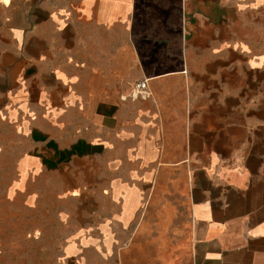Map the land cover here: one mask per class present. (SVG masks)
<instances>
[{
    "label": "crops",
    "instance_id": "crops-1",
    "mask_svg": "<svg viewBox=\"0 0 264 264\" xmlns=\"http://www.w3.org/2000/svg\"><path fill=\"white\" fill-rule=\"evenodd\" d=\"M259 6L0 0V191L35 204L53 180L64 264H264V45L233 20Z\"/></svg>",
    "mask_w": 264,
    "mask_h": 264
},
{
    "label": "rangeland",
    "instance_id": "rangeland-1",
    "mask_svg": "<svg viewBox=\"0 0 264 264\" xmlns=\"http://www.w3.org/2000/svg\"><path fill=\"white\" fill-rule=\"evenodd\" d=\"M259 4L260 8L256 9L258 13H261L259 15L256 11L239 15L234 9V39L237 43L250 40L252 45L259 46V48L262 44L264 45V34H257V28L264 26V19H262L264 17V0H259ZM187 6L186 3L185 8ZM184 21L188 22L189 20L186 18ZM193 23H196L195 20ZM248 23L253 26L252 30L247 27ZM181 26L183 27V20ZM187 26L186 31L182 29L180 44L182 49L183 47L193 48L192 57L198 61L204 57L200 50L204 47V40L201 36L193 34ZM155 37L157 36H153L154 39ZM173 37L175 36H169L170 39ZM249 52L251 55L262 53L261 50L251 49ZM40 191L41 193L35 199V204L29 202L22 204L15 199L8 201L0 191V264H64L63 254L67 245L66 238L71 231L77 230L76 221L74 216L66 213L63 201L58 200L57 202V195L53 194L56 191L53 180H45ZM174 216L175 212L168 214V212L158 210L150 212L148 218L160 220L170 219ZM156 224L159 225L160 222L158 221ZM151 231L160 234L161 228L158 226ZM141 233L139 232V234ZM138 245L144 247L145 243ZM132 250L127 248L124 251L127 263L132 260L129 258L132 256L129 255V252L131 251V254L134 252V249Z\"/></svg>",
    "mask_w": 264,
    "mask_h": 264
},
{
    "label": "built area",
    "instance_id": "built-area-1",
    "mask_svg": "<svg viewBox=\"0 0 264 264\" xmlns=\"http://www.w3.org/2000/svg\"><path fill=\"white\" fill-rule=\"evenodd\" d=\"M148 96V80L137 83L134 87L133 93L129 98L136 99L138 97L146 98Z\"/></svg>",
    "mask_w": 264,
    "mask_h": 264
}]
</instances>
